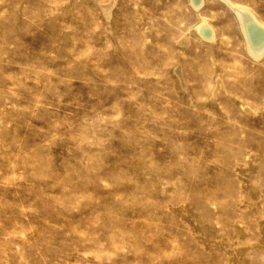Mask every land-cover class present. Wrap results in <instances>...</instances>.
Masks as SVG:
<instances>
[{
	"label": "rangeland",
	"instance_id": "rangeland-1",
	"mask_svg": "<svg viewBox=\"0 0 264 264\" xmlns=\"http://www.w3.org/2000/svg\"><path fill=\"white\" fill-rule=\"evenodd\" d=\"M204 2L0 0V264H264V57Z\"/></svg>",
	"mask_w": 264,
	"mask_h": 264
},
{
	"label": "bare ground",
	"instance_id": "bare-ground-1",
	"mask_svg": "<svg viewBox=\"0 0 264 264\" xmlns=\"http://www.w3.org/2000/svg\"><path fill=\"white\" fill-rule=\"evenodd\" d=\"M222 1L233 11L244 35L248 52L257 60L262 59L264 57V21L254 10L235 0ZM191 2L196 9H200L205 3L204 0H191ZM195 29L204 39L211 42L216 40V28L207 18H201V23Z\"/></svg>",
	"mask_w": 264,
	"mask_h": 264
}]
</instances>
